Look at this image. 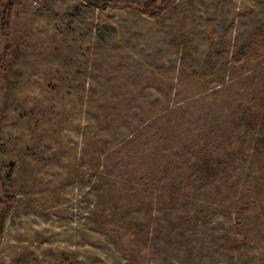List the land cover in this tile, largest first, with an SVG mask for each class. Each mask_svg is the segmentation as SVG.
Returning a JSON list of instances; mask_svg holds the SVG:
<instances>
[{"label": "rangeland", "instance_id": "1", "mask_svg": "<svg viewBox=\"0 0 264 264\" xmlns=\"http://www.w3.org/2000/svg\"><path fill=\"white\" fill-rule=\"evenodd\" d=\"M12 1L0 264H264V0Z\"/></svg>", "mask_w": 264, "mask_h": 264}, {"label": "trees", "instance_id": "2", "mask_svg": "<svg viewBox=\"0 0 264 264\" xmlns=\"http://www.w3.org/2000/svg\"><path fill=\"white\" fill-rule=\"evenodd\" d=\"M91 5L97 6V7H103L106 5H110L113 3V5H120L123 7H127L136 11H139L141 13H155L158 12L160 8L163 7V5L168 0H85ZM139 1V2H138ZM13 1L9 0V2H6V5L10 9V5H12ZM1 16V14H0ZM264 33V21L257 26L249 35L247 41L240 45L236 52L231 55L230 61L232 63H238L241 62L245 56L248 54L249 50L254 47L258 43V39L263 35ZM218 51H222L223 47H217ZM204 167L207 169V171H212L210 162L208 160L203 161ZM5 198L3 199V196H0V242L1 238L5 229V223L7 220L8 213L11 209L12 205V197H7V194L4 193ZM244 209H247L246 206L243 207Z\"/></svg>", "mask_w": 264, "mask_h": 264}]
</instances>
